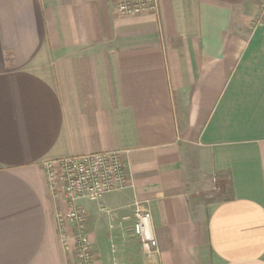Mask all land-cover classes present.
I'll list each match as a JSON object with an SVG mask.
<instances>
[{
	"label": "crops",
	"instance_id": "obj_1",
	"mask_svg": "<svg viewBox=\"0 0 264 264\" xmlns=\"http://www.w3.org/2000/svg\"><path fill=\"white\" fill-rule=\"evenodd\" d=\"M262 1L0 0V264H80L44 162L103 151L132 186L80 202L94 264H264Z\"/></svg>",
	"mask_w": 264,
	"mask_h": 264
},
{
	"label": "built area",
	"instance_id": "obj_2",
	"mask_svg": "<svg viewBox=\"0 0 264 264\" xmlns=\"http://www.w3.org/2000/svg\"><path fill=\"white\" fill-rule=\"evenodd\" d=\"M116 10L122 16H135L158 11V0H115ZM264 11V0L260 4ZM44 169L53 197L64 201V207L56 211L60 227L74 228V232H62L65 249L76 251L80 264H94V254L87 233L86 213L81 201L99 202L109 193L132 186L126 171L123 151H103L68 156L44 162ZM135 234L140 238L147 256L158 252L151 217L143 204L135 202Z\"/></svg>",
	"mask_w": 264,
	"mask_h": 264
}]
</instances>
